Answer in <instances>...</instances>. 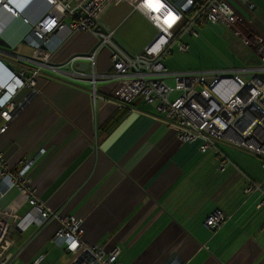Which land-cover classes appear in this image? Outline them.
Here are the masks:
<instances>
[{
	"label": "crops",
	"instance_id": "obj_1",
	"mask_svg": "<svg viewBox=\"0 0 264 264\" xmlns=\"http://www.w3.org/2000/svg\"><path fill=\"white\" fill-rule=\"evenodd\" d=\"M6 1L19 16L0 6V41L5 44L0 48L31 57L35 51L23 40L50 8L44 0ZM227 1L236 7L244 31L264 40V0H247L253 10L237 0ZM135 13L152 27L126 1H117L103 13L99 28L118 34ZM152 29L135 42L119 35L143 48L155 33ZM234 37L249 52V67L260 64V58ZM96 43L91 34L77 32L53 61L88 53ZM13 62V57L0 54L1 84L12 75ZM109 65L110 53L104 50L98 69ZM106 89L107 84L100 83L93 97L85 84L50 72L38 75L33 91L19 93L23 107L0 138V153L9 169L35 160L28 176L39 200L64 216L82 219L87 242L108 251L119 247L121 264H264V207H257L261 193L243 195L248 180H264L259 161L229 149L233 162L220 173L212 154L182 144L174 130L153 120L147 114L153 106L137 100L136 112L129 113ZM217 211L226 220L210 232L204 224ZM35 215L26 205L10 219L15 242L11 264H33L42 255L41 264H72L73 256L51 241L57 221L50 219L37 228L32 223Z\"/></svg>",
	"mask_w": 264,
	"mask_h": 264
},
{
	"label": "built area",
	"instance_id": "obj_2",
	"mask_svg": "<svg viewBox=\"0 0 264 264\" xmlns=\"http://www.w3.org/2000/svg\"><path fill=\"white\" fill-rule=\"evenodd\" d=\"M126 1L134 12L141 13L155 33L152 39L134 53L121 43L115 30H101V17L108 6ZM249 10L247 0H237ZM49 12L32 26L23 42L33 48L35 55L13 57L12 75L0 83V138L11 128L23 105L17 97L23 90L35 89L36 77L43 72L62 76L74 84H85L96 97L98 85L107 84L106 92L128 112H136L134 103L142 100L153 106L149 116L174 130L182 144L195 145L201 154H212L216 170L225 172L232 160L226 150L232 149L260 163L264 171V40L248 35L234 7L227 0H45ZM150 4L152 6H150ZM0 6L14 16L18 12L6 0ZM220 25L232 31L259 58L255 67L227 71L170 72L164 60L170 58L174 47L180 53L188 45L180 38L197 36L196 27ZM66 32L60 36L59 32ZM77 32L89 33L97 43L88 53H78L63 62L53 61L65 42ZM110 53V65L98 69V56ZM87 63V70L78 68ZM175 84L170 88L168 81ZM111 100V99H110ZM44 153V150H41ZM35 160L19 162L11 171L0 153V264L13 260V233L10 219L26 205L36 210L32 223L42 228L55 219L58 229L51 241L73 256L72 264H121V250L108 251L83 238V220L68 217L50 208L35 195L28 172ZM259 191L264 207V180H248L243 195ZM226 215L214 212L205 221V228L215 232L221 228ZM40 256L33 264H41ZM170 264H178L176 260Z\"/></svg>",
	"mask_w": 264,
	"mask_h": 264
},
{
	"label": "rangeland",
	"instance_id": "obj_3",
	"mask_svg": "<svg viewBox=\"0 0 264 264\" xmlns=\"http://www.w3.org/2000/svg\"><path fill=\"white\" fill-rule=\"evenodd\" d=\"M232 6L236 8L234 5ZM139 16L137 13L129 15L118 30V38L121 43L134 53H140L143 49L128 44L119 34H126L129 40L135 42L142 35L152 33V27L141 22L140 18L142 17ZM228 30L216 25L196 27L198 37L185 34L180 38L189 45L188 52L180 53L178 48L174 47L173 55L164 60V64L170 72L227 71L249 67L253 63L249 56H246L249 52L246 53L240 43H238L239 46L237 45L235 35ZM213 32H217L214 38H212ZM220 35H223L224 39L228 41L221 39ZM167 83L170 88L174 87L175 83L172 80ZM152 111L153 114L156 113L154 109Z\"/></svg>",
	"mask_w": 264,
	"mask_h": 264
},
{
	"label": "water",
	"instance_id": "obj_4",
	"mask_svg": "<svg viewBox=\"0 0 264 264\" xmlns=\"http://www.w3.org/2000/svg\"><path fill=\"white\" fill-rule=\"evenodd\" d=\"M5 46V44L3 42L0 41V47H3ZM0 54L1 55H4V56H9L11 57V55L9 54L8 51H5L3 48H0ZM78 68L81 69V70H87L89 65L87 63H78L77 64Z\"/></svg>",
	"mask_w": 264,
	"mask_h": 264
},
{
	"label": "clouds",
	"instance_id": "obj_5",
	"mask_svg": "<svg viewBox=\"0 0 264 264\" xmlns=\"http://www.w3.org/2000/svg\"><path fill=\"white\" fill-rule=\"evenodd\" d=\"M44 1H45V0H44ZM18 16H19V13H18ZM43 17H44V16H43ZM41 20H42V19H41ZM41 20H40V21H41ZM24 21L27 22V23H29V20H28V19H25ZM34 25H36V24H34ZM34 25H33V26H34Z\"/></svg>",
	"mask_w": 264,
	"mask_h": 264
},
{
	"label": "trees",
	"instance_id": "obj_6",
	"mask_svg": "<svg viewBox=\"0 0 264 264\" xmlns=\"http://www.w3.org/2000/svg\"><path fill=\"white\" fill-rule=\"evenodd\" d=\"M147 114H151V113H147Z\"/></svg>",
	"mask_w": 264,
	"mask_h": 264
},
{
	"label": "snow or ice",
	"instance_id": "obj_7",
	"mask_svg": "<svg viewBox=\"0 0 264 264\" xmlns=\"http://www.w3.org/2000/svg\"><path fill=\"white\" fill-rule=\"evenodd\" d=\"M150 6H152V5L150 4Z\"/></svg>",
	"mask_w": 264,
	"mask_h": 264
}]
</instances>
